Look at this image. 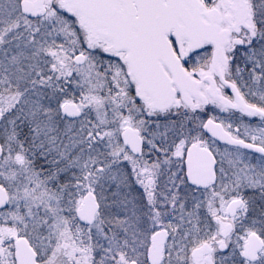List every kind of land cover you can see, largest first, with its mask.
Instances as JSON below:
<instances>
[{
  "label": "snow or ice",
  "instance_id": "obj_1",
  "mask_svg": "<svg viewBox=\"0 0 264 264\" xmlns=\"http://www.w3.org/2000/svg\"><path fill=\"white\" fill-rule=\"evenodd\" d=\"M0 264H264V0H0Z\"/></svg>",
  "mask_w": 264,
  "mask_h": 264
}]
</instances>
